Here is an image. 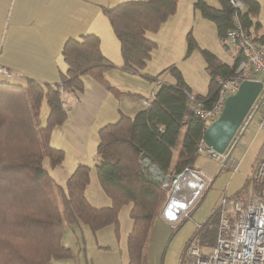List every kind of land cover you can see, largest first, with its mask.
<instances>
[{
    "label": "trees",
    "instance_id": "trees-1",
    "mask_svg": "<svg viewBox=\"0 0 264 264\" xmlns=\"http://www.w3.org/2000/svg\"><path fill=\"white\" fill-rule=\"evenodd\" d=\"M179 1L125 0L113 8H102L119 44L121 70L150 79L144 71L157 44L147 34L159 31L175 14ZM240 1L247 11L238 17L249 29L253 26L250 16L258 14L259 3ZM218 2V9L203 0H197L193 7L202 18L214 23L218 39L224 42L235 11L228 0ZM254 26L260 27L258 23ZM255 37L264 45V35ZM194 48L195 41L188 34L187 54ZM203 54L209 75L208 94L194 98L209 108L217 94L216 78L231 77L240 57L234 56L232 64L227 65L209 52ZM61 58L65 69L59 71L58 84L0 82V264H55L56 260L68 259L70 250L60 242L65 223H82L92 233L107 227L117 232L118 214L125 206H130L128 216L132 222L126 242L127 264H145L150 232L167 200V189L149 169L154 167L169 178L186 169L193 171L196 150L207 125L189 108V88L177 68L171 67L176 83L161 84L148 108L133 117L120 114L115 123L97 132L95 173L110 205L95 208L89 204L85 190L90 183V168L79 164L66 180L65 192L61 190V210L55 185L43 166L44 152L50 167H58L64 160L63 150L50 145L52 130L67 118L60 89L80 94L84 90L83 78L89 77L116 98L140 97L120 91L106 80L105 74L117 66L102 55L100 40L93 34L68 39ZM43 103L48 115L39 129L34 118ZM216 225L217 216L211 214L199 226L197 234L204 245H213ZM173 235L174 232L169 238ZM162 259L163 256L161 262Z\"/></svg>",
    "mask_w": 264,
    "mask_h": 264
},
{
    "label": "rangeland",
    "instance_id": "rangeland-1",
    "mask_svg": "<svg viewBox=\"0 0 264 264\" xmlns=\"http://www.w3.org/2000/svg\"><path fill=\"white\" fill-rule=\"evenodd\" d=\"M191 1H195V3L197 2V0ZM203 1L210 7L215 9L219 8L218 0ZM254 1L259 3V12L256 16H250L253 26H251L249 30L253 36H260L264 35V0ZM244 11H247L246 6H244ZM188 14L190 16L187 17L188 22L191 23L190 28L187 29V27L183 28V25L181 26V24H184L185 19L187 21V18L182 15L181 11V15L177 17L176 23H172L175 26V29H173L175 34L169 38H164L158 44V47L154 52L153 63L146 67L144 71L150 79L135 75L131 76V79H128L127 83L132 84L134 87H143L144 89L146 86L150 85L151 87L157 86V83L160 80L174 85L177 80L174 75L171 74L169 69L175 67L181 73L183 81L188 86L191 96L205 97L208 94L209 75L206 70L203 52H209L215 55L220 62L230 65L233 62L235 50L228 46L226 41L223 42L218 39L216 27L213 22L202 18L197 11H194L195 19H193V13H191V9L189 11V8ZM255 23L260 25L258 29L255 28ZM188 34H190L195 41V48L190 54H187ZM152 36L153 34H147V38L150 40H152ZM4 76L9 77V72ZM89 80L92 79L89 77L83 78L84 90L86 91L87 89L86 96L89 92V85L85 87V83ZM0 82L21 84L8 78H4L0 80ZM141 84H143V86H140ZM150 91L152 90L150 89L147 93H141V95L146 97L149 101L152 99L150 97ZM112 100L115 99L112 98ZM114 102H116V100ZM68 108L69 106L66 104V109ZM47 115L48 109L43 103L39 116L34 118L39 129L44 127ZM118 119L111 120L112 122H109L108 124H113ZM208 125L209 124H207V126ZM76 130V139L73 140L74 144H78L79 147L82 138L83 144H85V142L88 143V150L94 151L95 147L96 152L98 130L93 134H89L85 129ZM79 130L81 131L80 133ZM263 137L264 133H257L252 126L246 130L242 141L238 144L231 156L232 159L242 160L241 165L236 172H233L228 166L221 168L222 163L207 158L204 155H199L196 158L193 164V171L198 174L205 183L204 195H202V197L199 195L200 198H197L189 211L191 213L190 217L187 218L177 230H175L177 225L175 227L168 225L170 228V234L163 241L162 246H160L159 249L151 251V243H149L148 240V246L144 254L145 264H148L150 253L156 264H180L185 248L196 233L198 225H202L209 218L223 198L237 197L242 187L247 183L246 180L256 161L255 154L258 142L262 140ZM63 152L64 160L58 167H50L45 152L43 157V166L48 170L53 184L55 185V192L60 209L62 210L61 190L65 192L66 180L79 164L87 165L90 168V183L85 190V198L89 204L95 208L108 207L110 205L109 199L101 190L95 173V166L98 162L95 164L93 156H88L87 161H75L76 152L71 148L70 139L69 146H67V149L63 150ZM171 179L172 178H170V180ZM129 209L130 206H125L119 211L117 232L114 227H107L97 233H92L90 229L82 223L74 225L65 223V229L60 242L63 247L70 250L71 257L64 260H56L54 263L127 264L126 242L132 226V222L128 216ZM172 232H174V235L170 239L169 237ZM162 256L163 259L161 262Z\"/></svg>",
    "mask_w": 264,
    "mask_h": 264
},
{
    "label": "crops",
    "instance_id": "crops-1",
    "mask_svg": "<svg viewBox=\"0 0 264 264\" xmlns=\"http://www.w3.org/2000/svg\"><path fill=\"white\" fill-rule=\"evenodd\" d=\"M123 1L125 0H0V68L7 70L10 74L9 77L0 74V80L8 78L19 83L32 80L39 84H58L59 71L65 69L61 58L64 43L70 38L93 34L100 40L102 55L117 66L105 74L106 80L120 91L140 95V97L123 95L116 98L93 80L85 83V87L89 85L87 96V89L78 95L69 94L66 99L67 106H69L67 118L63 124L52 130L50 145L66 150L70 139L71 148L76 152L75 161H87L88 156H93L95 164L98 162L95 147L94 151L88 150V143L83 144L82 138L79 147L78 144H74L76 129H85L89 134H93L102 126L112 122L111 120L118 119L120 114L133 117L144 109L141 100L151 101L141 93H147L151 89L150 97L152 98L161 84L171 85L160 80L157 86L151 87L150 85L145 89L142 87V89L127 83L128 79L130 80V77L135 75L120 69L119 44L107 19L102 15V8H113ZM194 3L195 1L191 0L178 2L175 14L152 36V41L157 44V47L161 40L175 34L173 31L175 26L172 23H176L181 11L182 15L187 18L189 16L188 8L189 11L191 9L193 19H195ZM190 25L188 18L187 21L184 20V24H181L183 28L187 27V29L190 28ZM153 59L154 53L147 67L153 63ZM251 126L257 133H264L254 125ZM243 136L238 144L242 141ZM263 143L264 137L258 142L255 159ZM236 161L239 168L242 160L236 159ZM202 182L204 183L203 179ZM152 228L149 235L150 249L156 251L170 234V228L162 219L155 220ZM152 257L150 253L148 264H156Z\"/></svg>",
    "mask_w": 264,
    "mask_h": 264
},
{
    "label": "built area",
    "instance_id": "built-area-1",
    "mask_svg": "<svg viewBox=\"0 0 264 264\" xmlns=\"http://www.w3.org/2000/svg\"><path fill=\"white\" fill-rule=\"evenodd\" d=\"M228 1L235 13L225 41L235 50L234 56L239 55L240 61L231 77L216 78L217 94L209 108H204L202 102L190 94H187V98L194 116L210 125L219 117L225 100L236 94L241 83L259 82L261 89L240 125L237 137L244 134L251 125L264 132V45L242 25L238 17L239 13L244 11V4L240 0ZM0 74L7 75L8 72L0 68ZM68 96L69 92L61 88L63 108H66ZM141 104L144 108L149 107V102L145 100H141ZM229 148L223 154H218L201 140L196 154L222 163L221 166L224 163V166L236 171L238 162L231 156L227 157ZM149 170L156 180L162 182V187L167 189V200L161 210L160 219L175 227L187 217L204 190V183L195 172L187 169L171 180L154 167ZM183 178L197 184L195 192H191V188L186 185L180 186ZM190 196V200L185 204V200ZM211 214L217 216L213 245L202 243L197 234L200 228L198 225L196 233L185 248L180 264H264V143L250 177L238 196L223 198Z\"/></svg>",
    "mask_w": 264,
    "mask_h": 264
},
{
    "label": "water",
    "instance_id": "water-1",
    "mask_svg": "<svg viewBox=\"0 0 264 264\" xmlns=\"http://www.w3.org/2000/svg\"><path fill=\"white\" fill-rule=\"evenodd\" d=\"M261 84L259 82H243L236 94L228 97L219 117L207 126L203 133L204 144L218 154L229 148L227 157L231 156L243 134L236 133L252 107ZM224 166V163H223Z\"/></svg>",
    "mask_w": 264,
    "mask_h": 264
},
{
    "label": "bare ground",
    "instance_id": "bare-ground-1",
    "mask_svg": "<svg viewBox=\"0 0 264 264\" xmlns=\"http://www.w3.org/2000/svg\"><path fill=\"white\" fill-rule=\"evenodd\" d=\"M183 185L188 186L189 189L191 188L193 192H195L194 190L197 189V186H196L197 184H195L192 180H188L187 178H183V180L180 182V186L183 187ZM190 198L191 196L185 200V204L190 200Z\"/></svg>",
    "mask_w": 264,
    "mask_h": 264
}]
</instances>
